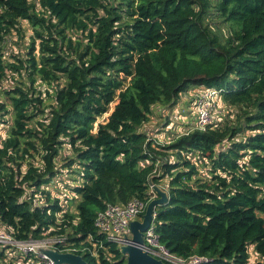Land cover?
<instances>
[{"label":"trees","instance_id":"obj_1","mask_svg":"<svg viewBox=\"0 0 264 264\" xmlns=\"http://www.w3.org/2000/svg\"><path fill=\"white\" fill-rule=\"evenodd\" d=\"M22 21L29 54L14 65L1 45L14 32L22 37ZM21 71L29 86L5 89L8 73ZM35 77L53 100L46 113ZM195 87L220 92L222 114L204 131L187 126L168 145L142 131L155 105L172 106ZM1 96L12 117L0 141V227L17 240L56 236L79 245L96 237V215L107 205L147 201L149 179L167 178L154 231L169 252L207 264H264V0H0ZM228 107L237 110L232 119ZM72 167L78 181L64 186L77 199L65 211L40 188ZM38 194L44 202L31 205ZM105 246L98 260H84L123 264Z\"/></svg>","mask_w":264,"mask_h":264},{"label":"built area","instance_id":"obj_2","mask_svg":"<svg viewBox=\"0 0 264 264\" xmlns=\"http://www.w3.org/2000/svg\"><path fill=\"white\" fill-rule=\"evenodd\" d=\"M219 95L220 92L218 91L203 87L199 88L194 103L196 113L193 114L194 120L192 125L189 126L204 131L207 126L221 116L223 109L220 105ZM163 113L166 114L167 112L163 111ZM40 189L47 190L48 188L41 187ZM52 195V201L55 198L58 199L60 207L65 211L69 201L76 198L74 194L68 191L65 195L54 191ZM152 198L153 195L147 201L132 199L126 204L107 205L103 211L96 215L94 222L96 237L87 236L79 245L67 243L65 238L56 236H48L40 241H21L14 238L13 230L0 227V264H4L5 258L8 259V264H54L38 249H51L58 253H72L81 257L87 253L97 260L100 251L108 252V246H105L106 243L115 246L120 252L119 248L131 239L130 223L134 220H141L146 206ZM32 201L33 198L29 201L31 205H40L44 202L38 201L37 204H32ZM155 216L154 212L150 226L143 233L142 250L144 252L163 264H207L210 262V259L204 256L182 258L169 252L160 244L154 231ZM56 245L60 247L56 248Z\"/></svg>","mask_w":264,"mask_h":264},{"label":"rangeland","instance_id":"obj_3","mask_svg":"<svg viewBox=\"0 0 264 264\" xmlns=\"http://www.w3.org/2000/svg\"><path fill=\"white\" fill-rule=\"evenodd\" d=\"M20 29L22 31V37L20 35L16 34L15 32L10 35L6 36L4 42L1 45V48L3 50L5 61L14 65H19L20 61H24L28 57L29 54V48L31 43V31L29 30L28 24L24 21L20 23ZM218 28V29H217ZM217 34L224 38V35L227 33V28L225 25H220L215 27ZM37 46V42L35 44ZM36 54V52H35ZM19 61V62H18ZM22 75L17 76L16 74L8 73V76H6L5 81L3 82L4 88H13L15 86L20 85V83H24L25 87L29 86V80L26 79L25 74L23 71H21ZM36 82L34 83L35 87H38V90L42 91L41 98L44 99L43 102V109L45 110V113L48 111L47 106L51 103H53V100L48 99V97L43 93L44 88L39 86L38 78L35 77ZM23 85V84H21ZM200 87L190 88L187 93L182 94L177 102L172 106H161V105H155L152 108L151 116L147 123H145L142 127V131L148 134L149 138H155L156 135H159L161 138L157 140L159 144L168 145L169 144V138H173L177 135V132L184 131L187 129L186 127L189 125H192V122L194 120L193 114L196 113L195 108V99L196 95L198 94V90ZM0 103H4L7 107V112L3 114L0 112V141L2 139H5L6 131L8 127L11 124V108L9 104V100L1 96L0 97ZM117 103V100L115 102L111 103L109 106V112L104 114L101 118H99L96 122V126L99 123L105 122L109 114L113 111L115 104ZM171 107V108H166ZM229 108V107H228ZM226 108V110L229 113V117L232 119L233 116L237 113V110ZM163 111L167 112L166 114L163 113ZM231 112V113H230ZM231 115V116H230ZM224 117V116H223ZM42 117L36 118L35 121L30 123V127H35V123L40 120H42ZM191 127V126H189ZM181 129V130H180ZM165 133V135H162L161 133ZM71 155V150L69 149V146H65L63 149L60 150V157L63 161L64 158ZM173 155V154H170ZM171 160H175V157L172 156ZM34 163L38 166L41 165L39 162V157L34 158ZM32 162V161H31ZM65 162V160L63 161ZM66 163V162H65ZM59 165L61 166V162H59ZM25 169V167H23ZM201 169V168H200ZM71 172L67 169L60 170L59 176L56 180H54L51 184L42 186L43 188H48L47 190L53 193L54 191L61 193V194H67V191H65L66 185H72L73 182H77L78 178L74 171H76L75 167L70 168ZM201 175L205 176L206 170H200ZM160 172H158V175ZM157 175V176H158ZM162 183V184H161ZM167 183V178L162 180L158 186L162 187L163 184ZM25 195L31 196V193L29 189L25 191ZM28 197V198H29ZM33 201L32 204H37L38 201H44L45 198H42L40 194H38L36 197L32 196ZM52 201V199H51ZM50 201V202H51ZM70 212L74 213V208H70ZM48 240V239H46ZM49 245V244H48ZM47 245V246H48ZM8 259L5 258L4 264H8ZM125 264V263H123Z\"/></svg>","mask_w":264,"mask_h":264},{"label":"water","instance_id":"obj_4","mask_svg":"<svg viewBox=\"0 0 264 264\" xmlns=\"http://www.w3.org/2000/svg\"><path fill=\"white\" fill-rule=\"evenodd\" d=\"M149 186L154 197L148 202L141 220L130 223L131 239L119 250L125 264H163L142 250L143 233L152 222V215L156 210L168 201V193L165 188L154 185L149 179ZM44 253L54 264H88L83 257L72 253H58L51 249H38Z\"/></svg>","mask_w":264,"mask_h":264},{"label":"crops","instance_id":"obj_5","mask_svg":"<svg viewBox=\"0 0 264 264\" xmlns=\"http://www.w3.org/2000/svg\"><path fill=\"white\" fill-rule=\"evenodd\" d=\"M187 128V127H186ZM162 187H164V186H162Z\"/></svg>","mask_w":264,"mask_h":264}]
</instances>
